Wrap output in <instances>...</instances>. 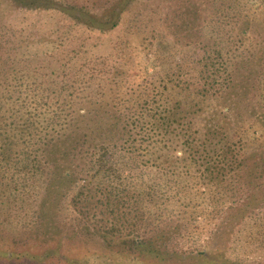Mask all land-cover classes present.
Returning a JSON list of instances; mask_svg holds the SVG:
<instances>
[{"label":"trees","instance_id":"trees-1","mask_svg":"<svg viewBox=\"0 0 264 264\" xmlns=\"http://www.w3.org/2000/svg\"><path fill=\"white\" fill-rule=\"evenodd\" d=\"M118 17L119 13H112L104 23L101 16H92L88 24L106 30ZM239 31L244 38L249 35L246 28ZM226 34L244 44V38L234 37V30ZM237 49V44L224 48L213 41L203 56L212 88L208 93L214 99L238 94L243 84L238 77L250 61L232 60ZM159 58L157 51L155 67L157 62L163 64ZM108 65L105 60L85 66L73 61L60 81L52 79L56 88L32 97L24 112L19 107L14 112L0 107V264L39 263L56 255L68 264H101L94 259L102 255L99 251L94 256L80 253L82 239L73 247L76 252L58 254L60 236L70 229L53 227L59 219L71 224L69 215L77 219L72 223L82 235L96 236L95 242L109 249L107 238L113 236L121 245L119 255L133 260L161 256L157 235L166 238L178 228L170 221L181 220L202 231L209 219L219 218L212 238L222 230L228 234L227 227L239 216L244 242L261 239L264 122H235L228 128L223 121L232 107L223 105L220 118L198 113L206 106L202 100L209 97L207 86L199 81L191 87V83L182 85L180 78L149 77L141 69L118 73V67ZM175 86L182 92L188 88L191 101L171 94ZM192 104L196 108L190 109ZM14 116L23 119L16 123ZM86 221L95 230L90 231ZM40 226L38 233L35 227ZM7 228L11 230L6 232ZM71 233L79 235L73 227ZM54 239V245H46ZM193 253L199 261L210 258L208 264H247L238 257L211 258L214 254L202 249Z\"/></svg>","mask_w":264,"mask_h":264},{"label":"rangeland","instance_id":"rangeland-1","mask_svg":"<svg viewBox=\"0 0 264 264\" xmlns=\"http://www.w3.org/2000/svg\"><path fill=\"white\" fill-rule=\"evenodd\" d=\"M244 1L0 0V107L13 112V108L19 107L22 113L32 97L46 95L56 88L52 79L60 81L66 74L68 64L76 61L78 65H91L94 62L100 65L105 60L109 68L118 67V73L122 69L126 73L141 69L149 77L161 78L163 75L164 78L170 77L169 81L180 78L182 85L191 83V87L194 80L199 81L201 86H207L209 97L202 100L206 106L198 113L202 116L213 114L220 118L224 111V108H220L228 105L232 110L223 121L228 128L230 125L234 127L235 122L240 125L264 122V0H255L257 4L253 6L244 5ZM69 11L80 14L82 19ZM112 13H119V17L111 28L101 30L93 25L94 22L88 24V18L92 16H101L105 23ZM240 28L248 29L249 35L244 38ZM230 30H234V37L239 41L244 38V44L228 39L226 33ZM213 41L224 48L237 44V55L229 57L232 60L250 61L248 67L242 68L244 74L238 77V80L244 79L242 86L238 87V94L231 92L229 96L214 99L208 93L212 90L211 81L210 77H206L208 71L204 70L202 59ZM157 51L163 64L157 65V62L155 67L153 59ZM161 67H165L164 71ZM167 71L169 74L165 76ZM187 90L183 89L182 92L180 86H175L171 94L191 101L193 94ZM193 108L196 106L192 104L190 109ZM14 119L19 123L23 117L14 116ZM200 121L198 119V123L202 124L203 121ZM231 134L225 136L227 141L231 140ZM69 218L71 224L59 219V225L53 227L70 229L69 233L60 236L59 255L74 251L73 247L82 239L85 242L79 247L82 250L80 253L93 252L94 256L99 251L102 255L94 259L101 264H208L210 258L199 261L194 257L193 252L201 249L207 255L214 254L211 258L219 260L238 257L247 264H264V236L244 242L246 233L239 229V216L234 217L233 223L227 227L230 228L228 234L227 230H222L220 235L212 238V229L219 218L209 219L202 231L183 225L181 220L170 221V226L178 228L166 238L157 235L156 243L161 256L143 255L138 260L125 254L119 255L118 248L121 245L110 234L112 238L107 239L112 248L109 249L111 246L105 243L100 247L99 242H95L96 236L82 235L78 226L72 223L77 222V219L70 215ZM87 222L89 230H95L92 222ZM41 227H35L38 233ZM72 227L77 229L79 235L73 236ZM143 231L141 227L139 232ZM56 239L46 242V245H54ZM19 262L1 264H68L63 259L59 260L58 255L39 263L34 260Z\"/></svg>","mask_w":264,"mask_h":264}]
</instances>
